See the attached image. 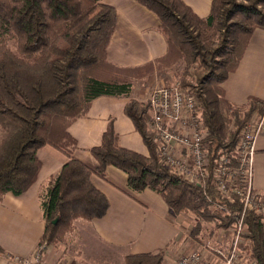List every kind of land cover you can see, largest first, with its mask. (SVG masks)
Returning <instances> with one entry per match:
<instances>
[{"label":"trees","instance_id":"1","mask_svg":"<svg viewBox=\"0 0 264 264\" xmlns=\"http://www.w3.org/2000/svg\"><path fill=\"white\" fill-rule=\"evenodd\" d=\"M154 13L167 44L155 60L175 58L183 63L182 83L190 85L201 104L210 145L205 186L199 187L160 161L147 132V105L132 96V83L151 73L153 64L124 67L107 59L106 48L116 27V12L102 0H0V201L6 193L21 195L40 169L36 157L44 145L68 160L43 187L40 207L44 231L40 242L55 245L62 226L74 220L91 221L108 208L103 194L91 183L93 173L105 177L108 165L124 171L132 190L158 193L171 214H192L191 235L225 230L239 203L222 197L211 183V168L222 155L231 156L240 127L264 102L250 98L231 104L220 84L238 65L255 29L264 30V0H212L206 17H198L182 0H136ZM99 96H124L125 113L140 133L148 156L123 148L110 119L101 143L90 153L99 166L92 169L73 157L76 141L68 127L86 115ZM210 199V200H208ZM56 222L53 223V220ZM247 232L242 253L264 264V220L254 210L244 217ZM206 223V224H205ZM165 250L127 253L124 264H163Z\"/></svg>","mask_w":264,"mask_h":264},{"label":"crops","instance_id":"2","mask_svg":"<svg viewBox=\"0 0 264 264\" xmlns=\"http://www.w3.org/2000/svg\"><path fill=\"white\" fill-rule=\"evenodd\" d=\"M198 17H206L212 0H182ZM116 12V27L106 48L107 59L115 65L141 67L167 51L157 16L136 0H102ZM146 76L132 83L136 100H145L149 87L161 80ZM139 81L141 84H138ZM143 81V82H142ZM222 95L241 106L250 98L264 102V30L255 29L236 68L220 84ZM129 100L124 96L94 98L86 115L67 129L76 141L73 157L92 169L99 163L90 153L101 143L110 119L123 148L148 156V149L133 122L125 113ZM148 124V123H147ZM40 169L36 181L21 195L6 193L0 201V264H18L44 245L42 264H123L127 253L165 250L164 263L182 254L187 220L173 215L162 197L150 190H132L124 171L108 165L105 177L91 175L92 185L105 197L106 213L91 221L76 219L75 235L65 244L40 242L44 218L40 196L44 185L56 175L68 157L50 145L36 152ZM253 185L264 192V133L255 143ZM69 248V249H67ZM184 253V251H183ZM245 259V257L243 258Z\"/></svg>","mask_w":264,"mask_h":264},{"label":"built area","instance_id":"3","mask_svg":"<svg viewBox=\"0 0 264 264\" xmlns=\"http://www.w3.org/2000/svg\"><path fill=\"white\" fill-rule=\"evenodd\" d=\"M149 132L159 149V157L169 170L199 187L205 186L207 167L210 163V145L206 126L201 116V104L191 85L176 80L170 85L149 89L145 97ZM264 133V111L254 113L239 129L235 148L231 153L233 167L228 157L222 155L211 168V183L218 193L229 202L236 200L240 211L230 213L225 206L218 205L223 213L233 215V222L224 230L223 239L216 237L214 245L199 244L177 256L170 264H256L255 260L243 259L241 245L247 232L245 213L254 210L264 220V192L253 185L255 143ZM210 200V199H208ZM44 245L18 264H42ZM207 254L213 256L209 260ZM163 264H168L164 263Z\"/></svg>","mask_w":264,"mask_h":264},{"label":"rangeland","instance_id":"4","mask_svg":"<svg viewBox=\"0 0 264 264\" xmlns=\"http://www.w3.org/2000/svg\"><path fill=\"white\" fill-rule=\"evenodd\" d=\"M172 62V64H170L168 66V58L167 59H163L162 62H155L153 67H152V71L149 75L155 74L154 77L151 78H155L156 80L154 82H156L158 79L161 80V82L158 84V86H162V85H170L171 83L175 82L176 80H179L182 82V79L184 78L183 76V63L181 60H176L175 58L170 59ZM140 80V79H138ZM143 82V81H142ZM138 84H141V82L139 81ZM152 85L149 88H153V83L149 84ZM192 85V84H190ZM194 89V88H193ZM195 90V89H194ZM137 99V98H136ZM138 102L142 103L145 105V100L143 101H139ZM148 108V107H147ZM148 110V109H147ZM147 132L150 133L152 135V141L155 145V148L157 150L158 153V157H159V149L157 147V144L154 141V135L153 132H149V126L147 124ZM160 159V157H159ZM163 160L162 158L160 159V161ZM164 161V160H163ZM182 218L187 220V223H185L186 225V234L188 236V238L186 240H184V244L183 247L181 248L182 250L180 251V253L183 251H190V250H194L196 248L199 247V244H203L205 242H209L211 244L214 245V241L216 237H219L221 239H223V235H224V230H211L210 225L206 224V230H202V232L198 233V238H195L191 235V232L194 228V223L196 222L195 217L192 214H181ZM75 221V220H74ZM74 221L70 226H62L59 230V242L55 245H60V244H65V246L67 247V242L68 239H71L74 235H75V227H74ZM48 245H52V244H48ZM200 248V247H199ZM69 249V248H67ZM207 257L209 258V260L213 261V256L210 254H207ZM176 258V257H175ZM244 263V260H242V263ZM123 264H124V260H123Z\"/></svg>","mask_w":264,"mask_h":264},{"label":"bare ground","instance_id":"5","mask_svg":"<svg viewBox=\"0 0 264 264\" xmlns=\"http://www.w3.org/2000/svg\"><path fill=\"white\" fill-rule=\"evenodd\" d=\"M242 255H243V258L245 257V259H246V256L242 253Z\"/></svg>","mask_w":264,"mask_h":264},{"label":"water","instance_id":"6","mask_svg":"<svg viewBox=\"0 0 264 264\" xmlns=\"http://www.w3.org/2000/svg\"><path fill=\"white\" fill-rule=\"evenodd\" d=\"M56 222V219L55 220H53V223H55Z\"/></svg>","mask_w":264,"mask_h":264}]
</instances>
